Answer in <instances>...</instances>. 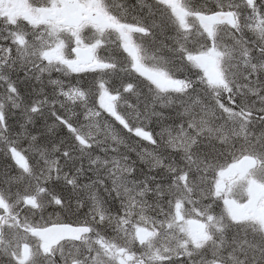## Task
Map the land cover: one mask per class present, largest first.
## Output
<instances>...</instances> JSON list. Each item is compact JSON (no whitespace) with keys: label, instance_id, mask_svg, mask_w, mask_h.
I'll return each mask as SVG.
<instances>
[{"label":"snow or ice","instance_id":"6c2138e0","mask_svg":"<svg viewBox=\"0 0 264 264\" xmlns=\"http://www.w3.org/2000/svg\"><path fill=\"white\" fill-rule=\"evenodd\" d=\"M0 264H264V0H0Z\"/></svg>","mask_w":264,"mask_h":264}]
</instances>
